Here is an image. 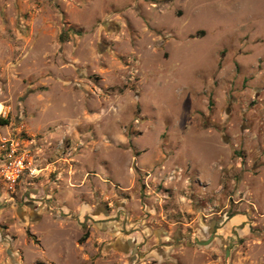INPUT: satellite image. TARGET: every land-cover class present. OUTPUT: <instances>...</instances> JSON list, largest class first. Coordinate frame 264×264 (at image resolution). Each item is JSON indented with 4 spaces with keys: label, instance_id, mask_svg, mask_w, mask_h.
Wrapping results in <instances>:
<instances>
[{
    "label": "rangeland",
    "instance_id": "374dc122",
    "mask_svg": "<svg viewBox=\"0 0 264 264\" xmlns=\"http://www.w3.org/2000/svg\"><path fill=\"white\" fill-rule=\"evenodd\" d=\"M0 104V264H264V0H0Z\"/></svg>",
    "mask_w": 264,
    "mask_h": 264
},
{
    "label": "built area",
    "instance_id": "2783aa9c",
    "mask_svg": "<svg viewBox=\"0 0 264 264\" xmlns=\"http://www.w3.org/2000/svg\"><path fill=\"white\" fill-rule=\"evenodd\" d=\"M30 170L25 142L16 136L0 135V180L9 188L25 171ZM57 210L56 206L48 205Z\"/></svg>",
    "mask_w": 264,
    "mask_h": 264
},
{
    "label": "crops",
    "instance_id": "0c3cea01",
    "mask_svg": "<svg viewBox=\"0 0 264 264\" xmlns=\"http://www.w3.org/2000/svg\"><path fill=\"white\" fill-rule=\"evenodd\" d=\"M3 111V106H2V104H0V113ZM35 191V190H34ZM28 203V204H27ZM24 206L25 205H27V207H28V209H29V211L27 212V214L26 215H29V216H35V214L36 213H33L36 209H37V207H38V204L36 203V202H34L33 200H31V201H23V203H22ZM22 204H20V205H22ZM26 207V206H25ZM19 209H20V207H19ZM22 213H24V212H22ZM32 213V214H31ZM21 216H23V214L21 215ZM25 216V215H24ZM37 216V215H36ZM210 231V230H209ZM162 246H164V245H160V247L158 248V250H161V247Z\"/></svg>",
    "mask_w": 264,
    "mask_h": 264
},
{
    "label": "water",
    "instance_id": "95a60500",
    "mask_svg": "<svg viewBox=\"0 0 264 264\" xmlns=\"http://www.w3.org/2000/svg\"><path fill=\"white\" fill-rule=\"evenodd\" d=\"M213 235H209V237L205 240H198V239H195V242L196 243H199V244H207L211 239H212Z\"/></svg>",
    "mask_w": 264,
    "mask_h": 264
},
{
    "label": "flooded vegetation",
    "instance_id": "af4514ba",
    "mask_svg": "<svg viewBox=\"0 0 264 264\" xmlns=\"http://www.w3.org/2000/svg\"><path fill=\"white\" fill-rule=\"evenodd\" d=\"M213 228H215V225H213ZM213 232H214V231H212V230L210 229L209 234L213 235ZM191 241H195V240H191ZM188 242H190V240L187 241V244H188Z\"/></svg>",
    "mask_w": 264,
    "mask_h": 264
}]
</instances>
